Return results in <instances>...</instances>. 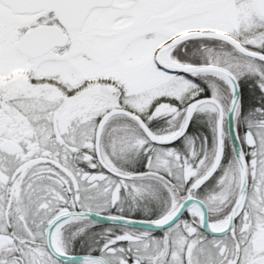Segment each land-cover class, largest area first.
<instances>
[{
  "label": "snow or ice",
  "instance_id": "snow-or-ice-1",
  "mask_svg": "<svg viewBox=\"0 0 264 264\" xmlns=\"http://www.w3.org/2000/svg\"><path fill=\"white\" fill-rule=\"evenodd\" d=\"M0 264H264V0H0Z\"/></svg>",
  "mask_w": 264,
  "mask_h": 264
},
{
  "label": "trees",
  "instance_id": "trees-1",
  "mask_svg": "<svg viewBox=\"0 0 264 264\" xmlns=\"http://www.w3.org/2000/svg\"><path fill=\"white\" fill-rule=\"evenodd\" d=\"M246 96H247V94H246ZM109 225H97V230H99L100 228H102V227H108Z\"/></svg>",
  "mask_w": 264,
  "mask_h": 264
}]
</instances>
